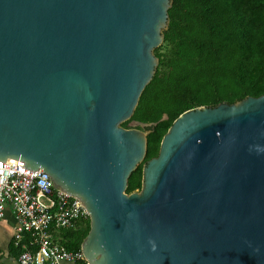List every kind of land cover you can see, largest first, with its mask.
<instances>
[{"label": "water", "instance_id": "obj_1", "mask_svg": "<svg viewBox=\"0 0 264 264\" xmlns=\"http://www.w3.org/2000/svg\"><path fill=\"white\" fill-rule=\"evenodd\" d=\"M170 5L0 0V163L78 200L87 264H264V94L182 112L125 193Z\"/></svg>", "mask_w": 264, "mask_h": 264}, {"label": "trees", "instance_id": "obj_2", "mask_svg": "<svg viewBox=\"0 0 264 264\" xmlns=\"http://www.w3.org/2000/svg\"><path fill=\"white\" fill-rule=\"evenodd\" d=\"M152 53L153 76L120 124H155L145 129V155L127 179L126 194L139 190L141 165L156 156L161 137L182 112L264 94V0H171L162 42ZM87 231L88 220L81 230L59 231L58 242L76 252Z\"/></svg>", "mask_w": 264, "mask_h": 264}, {"label": "built area", "instance_id": "obj_3", "mask_svg": "<svg viewBox=\"0 0 264 264\" xmlns=\"http://www.w3.org/2000/svg\"><path fill=\"white\" fill-rule=\"evenodd\" d=\"M0 163V219L9 209L16 264H87L80 250L67 252L59 231L83 229L86 211L76 198L50 186L49 176Z\"/></svg>", "mask_w": 264, "mask_h": 264}, {"label": "crops", "instance_id": "obj_4", "mask_svg": "<svg viewBox=\"0 0 264 264\" xmlns=\"http://www.w3.org/2000/svg\"><path fill=\"white\" fill-rule=\"evenodd\" d=\"M13 219L9 209H5L0 219V264H16V251L10 247Z\"/></svg>", "mask_w": 264, "mask_h": 264}, {"label": "rangeland", "instance_id": "obj_5", "mask_svg": "<svg viewBox=\"0 0 264 264\" xmlns=\"http://www.w3.org/2000/svg\"><path fill=\"white\" fill-rule=\"evenodd\" d=\"M127 128H129V126H127Z\"/></svg>", "mask_w": 264, "mask_h": 264}]
</instances>
